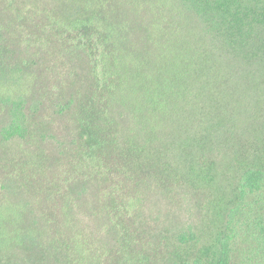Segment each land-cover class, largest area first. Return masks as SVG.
<instances>
[{
  "label": "trees",
  "instance_id": "16d2710c",
  "mask_svg": "<svg viewBox=\"0 0 264 264\" xmlns=\"http://www.w3.org/2000/svg\"><path fill=\"white\" fill-rule=\"evenodd\" d=\"M15 1L0 0V264H264V0ZM64 119L73 148L55 156ZM92 183L109 249L60 204ZM205 189L202 246L143 216L149 190L176 207Z\"/></svg>",
  "mask_w": 264,
  "mask_h": 264
},
{
  "label": "rangeland",
  "instance_id": "374dc122",
  "mask_svg": "<svg viewBox=\"0 0 264 264\" xmlns=\"http://www.w3.org/2000/svg\"><path fill=\"white\" fill-rule=\"evenodd\" d=\"M16 7L24 8L26 6H32L35 8H42L46 2L54 3V0H18ZM0 5H2L0 3ZM2 6H0V15L3 12ZM237 69L243 70L244 72L250 67H246L239 64ZM256 69V68H252ZM257 70V69H256ZM259 74L264 76V69ZM264 79V78H263ZM256 90V88H254ZM264 94V88L261 90ZM48 119L51 115L47 116ZM63 120H55L52 134L57 139L55 156L62 152L63 157L66 156V152L73 148L74 141V129L70 122L62 124ZM62 124V125H61ZM24 148H26L24 146ZM30 151L26 152L35 153V148L32 146L29 148ZM44 153H52L50 145L46 144L43 146ZM48 174H56L58 166L55 163H50L48 167ZM147 196V203L144 207V214L147 221L152 225L156 232L164 233H175L177 231H183L186 227L190 226L199 235L198 244L202 246L210 242L212 239V232L210 230L209 218L211 214L206 208H210L207 203L206 189L204 192L194 194L192 192L183 193V196L179 198V203L176 207L170 205L166 201L161 193H155L149 190ZM211 191L207 193L210 195ZM98 187L94 183L92 185H77L70 193L68 202L60 204L67 207L74 225L77 223V219L80 220L77 228H80L77 232L81 231L93 238H99L107 249L111 248L115 243V234L108 224L103 215L98 212ZM61 206V207H62ZM94 214L96 217L92 216ZM76 233V232H75ZM197 244V246H198Z\"/></svg>",
  "mask_w": 264,
  "mask_h": 264
}]
</instances>
